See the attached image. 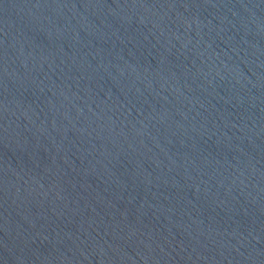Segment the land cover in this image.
<instances>
[{
    "label": "water",
    "instance_id": "obj_1",
    "mask_svg": "<svg viewBox=\"0 0 264 264\" xmlns=\"http://www.w3.org/2000/svg\"><path fill=\"white\" fill-rule=\"evenodd\" d=\"M0 264H264V0H0Z\"/></svg>",
    "mask_w": 264,
    "mask_h": 264
}]
</instances>
